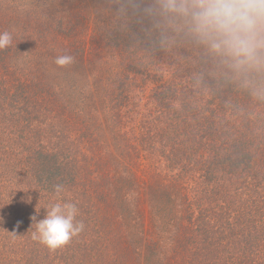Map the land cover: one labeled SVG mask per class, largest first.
<instances>
[{
	"label": "trees",
	"instance_id": "trees-1",
	"mask_svg": "<svg viewBox=\"0 0 264 264\" xmlns=\"http://www.w3.org/2000/svg\"><path fill=\"white\" fill-rule=\"evenodd\" d=\"M3 31L0 264H264V66L159 0H0ZM58 199L85 227L51 251Z\"/></svg>",
	"mask_w": 264,
	"mask_h": 264
},
{
	"label": "clouds",
	"instance_id": "clouds-1",
	"mask_svg": "<svg viewBox=\"0 0 264 264\" xmlns=\"http://www.w3.org/2000/svg\"><path fill=\"white\" fill-rule=\"evenodd\" d=\"M160 11L171 19L186 22L188 33L211 54L225 60L236 71L264 66V0H159ZM151 11V9H146ZM12 36L0 32V50L10 47ZM74 62L71 55H60L56 65L65 67ZM57 198L63 185L54 188ZM75 203H53L45 218L35 223L32 239L55 251L68 245L84 230L76 219Z\"/></svg>",
	"mask_w": 264,
	"mask_h": 264
}]
</instances>
